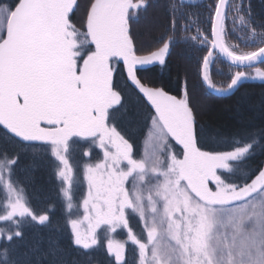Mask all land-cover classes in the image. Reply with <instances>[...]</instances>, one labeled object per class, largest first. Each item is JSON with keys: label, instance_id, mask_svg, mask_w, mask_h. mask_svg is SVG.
<instances>
[{"label": "snow or ice", "instance_id": "obj_1", "mask_svg": "<svg viewBox=\"0 0 264 264\" xmlns=\"http://www.w3.org/2000/svg\"><path fill=\"white\" fill-rule=\"evenodd\" d=\"M149 6L148 0H0V264H102L97 253L107 264H264V162L231 179L242 162L264 155V93L242 90L253 78L244 71L218 87L210 75L213 51L199 71L229 101V112L194 99L186 79L176 95L146 83L142 73L167 66L177 29L194 26L186 0H166L167 29L145 48L133 21ZM204 10L206 27L197 16L193 39L238 69L264 63V32L248 51L223 42L233 12V25L239 18L257 34L250 2L245 8L244 0H211ZM256 73L264 81V71ZM206 118L246 139L210 147ZM140 121L153 140L142 157L125 127ZM30 150L56 162L67 245L54 236L44 250L25 244L28 226L56 227V203L34 207L16 178L21 154ZM77 150L79 166L72 163ZM118 230L126 240L116 238Z\"/></svg>", "mask_w": 264, "mask_h": 264}, {"label": "trees", "instance_id": "obj_2", "mask_svg": "<svg viewBox=\"0 0 264 264\" xmlns=\"http://www.w3.org/2000/svg\"><path fill=\"white\" fill-rule=\"evenodd\" d=\"M210 2L211 0H199L194 3L186 2L190 5L187 11L194 14L190 16V20L194 25L193 29L183 31L178 28L171 55L168 57L167 66L156 65L152 71L142 73L141 75L146 83L151 82L157 86H162L173 95L183 90L186 79L188 90L194 99H199L202 103L218 112H229L231 111L229 101L220 98L216 92L208 88L206 83L202 82L199 66L202 64V57L207 55L208 51H211V47L193 39L196 35L195 21L197 16H199L201 27H206L207 13L204 10V6ZM233 2L238 5L240 0H229V3ZM249 2L257 34L254 35L249 28L242 26L239 18L236 19L235 25H233L232 16L235 15L233 12L226 22L227 36L223 41L226 45L237 46L242 51L252 50L253 41H258L259 33L264 32V28L261 27L262 22H264V0H244L245 8H248ZM148 3L150 6L147 10L140 11L138 17L133 21V26L137 37L143 42L145 48H154L158 39L167 29L168 11L166 10V0H148ZM257 68L264 71V63L254 68V70ZM235 71L251 72L253 69L241 70L229 66L213 51L210 75L218 87L228 82L229 76L234 74ZM242 90H246L259 98L264 93V82L245 81V86ZM258 116L259 114L257 113L256 118L252 121L253 123L259 122ZM202 126L205 127L203 134L211 141L209 143L210 147L228 149L234 143L246 139L239 130L233 129L227 124L221 127L218 121L209 123L206 118ZM125 127L127 128L128 135L135 142L137 156L142 157V147L149 128L144 126L143 121L126 124ZM95 152L97 153V150ZM80 162L81 158L77 150L72 154V163L79 166ZM262 162H264V155L257 152L249 161L238 165V170L232 174L231 179L240 181L243 179L245 171L249 169L254 170ZM55 163L54 159L50 158L47 153L30 150L21 154V163L16 172V178L20 181V187L26 190L28 198L34 207L43 208L49 202L56 203V209L53 214L56 227L46 229L40 226H28L26 228L25 244L34 245L39 243L41 250L48 248L49 236L58 238L62 245H67L68 243V232L64 226V212L59 201L56 199V189L59 181L54 174ZM76 184L78 198L80 190L79 180L76 181ZM131 224L135 231H140L137 219H133L132 217ZM126 234V231L121 230V236L124 235L123 239L125 240ZM94 259L102 262V264H107L103 253H97Z\"/></svg>", "mask_w": 264, "mask_h": 264}, {"label": "rangeland", "instance_id": "obj_3", "mask_svg": "<svg viewBox=\"0 0 264 264\" xmlns=\"http://www.w3.org/2000/svg\"><path fill=\"white\" fill-rule=\"evenodd\" d=\"M197 1H199V0H186V2H188V3H194V2H197ZM246 73L250 74L251 77H253L252 79H249L247 81H250V82H264L257 76L256 69L255 70L253 69V71H251V72L247 71ZM152 146H153V140L150 138V134H149V131H148L147 137H146V139L144 141V144H143V147H142V149H143L142 156H144L146 153H148L152 149ZM97 153L95 151L93 152V157L94 158H96V157L101 155V153L99 152L98 149H97ZM133 219H136V218L133 216ZM137 222H138V220H137ZM139 229L141 230V228H139ZM136 231L140 232L139 230H136ZM123 236L124 235L121 236V230H118V234H117L116 238L118 240H125V239H123ZM125 238L127 239V234H126ZM133 247L134 246L131 245V243L129 242L128 249H129L130 253L132 252L131 249L133 250Z\"/></svg>", "mask_w": 264, "mask_h": 264}, {"label": "water", "instance_id": "obj_4", "mask_svg": "<svg viewBox=\"0 0 264 264\" xmlns=\"http://www.w3.org/2000/svg\"><path fill=\"white\" fill-rule=\"evenodd\" d=\"M228 2H229V0H228ZM211 51H215V52L217 53V55L219 56V58H220L221 60H223L226 64H228L229 66H232V67L236 68L235 65H233V64L231 63V61H230V60H229L224 54L220 53L218 49H216V50L211 49ZM261 64H262V63H260L259 61H257V62H254V63H253L251 66H249V67L239 68V69H241V70L254 69V68L258 67V66L261 65ZM237 69H238V68H237Z\"/></svg>", "mask_w": 264, "mask_h": 264}]
</instances>
